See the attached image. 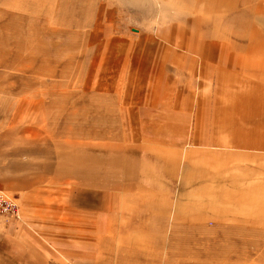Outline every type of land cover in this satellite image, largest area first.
<instances>
[{
  "label": "crops",
  "instance_id": "obj_1",
  "mask_svg": "<svg viewBox=\"0 0 264 264\" xmlns=\"http://www.w3.org/2000/svg\"><path fill=\"white\" fill-rule=\"evenodd\" d=\"M241 29L246 51L204 33L196 43L198 31L142 47L148 55L133 57L137 70L115 93L96 90V138L77 117L59 165L16 167L23 178L0 184L22 209L0 221V264H48L57 254L76 264H150L168 238L189 245L180 254L189 264H264V254L252 255L264 245V142L240 135L264 125L239 117L248 101L264 111V64L253 65L264 43L260 28ZM84 149L96 157L86 160Z\"/></svg>",
  "mask_w": 264,
  "mask_h": 264
},
{
  "label": "rangeland",
  "instance_id": "obj_2",
  "mask_svg": "<svg viewBox=\"0 0 264 264\" xmlns=\"http://www.w3.org/2000/svg\"><path fill=\"white\" fill-rule=\"evenodd\" d=\"M184 4L188 12L185 20L151 35L135 27H122L125 13L116 6L115 0H0V46L9 54L6 62L16 56L18 48H24L20 53L28 58L36 53L41 41L47 45L35 62L9 63L7 69L0 65V184L23 178L16 171L23 164L32 163L42 168L45 162H52L55 167L58 161L59 165L61 159L56 157L64 155L67 149L62 145L68 135L66 125L77 117L85 121L79 129L90 140L96 138V110L92 111L96 90L108 93L105 89L109 88L115 93L121 87L117 80L132 77V72L137 70L136 65L131 64L133 57L148 55L141 52L142 47L174 45L183 40L176 36L185 34L187 39L198 31L192 37L196 43L198 40L204 44V33L207 40L213 39L218 44L221 41L234 51H246L249 49L248 29L241 26L260 28L264 43V0H184ZM253 11L259 12L260 18L251 15ZM194 20L204 24L205 31L195 29ZM260 58L253 65L264 64L261 61L264 49ZM44 70L50 71V75H45ZM101 79L108 84L101 85ZM196 80L200 81L198 73ZM132 86L141 91L135 81ZM234 87L235 92L241 91L240 86ZM75 104H83L81 114L70 115ZM244 104L245 115L240 110V120L257 119V124L263 126L264 111L257 107V102ZM240 135L243 140L264 142V130L254 132L249 127ZM84 150L86 160L96 157V149ZM0 190L13 196L7 188L0 186ZM14 198L21 216V205L18 198ZM3 220L12 222L0 216V221ZM166 241L159 252L149 253L150 264L190 263L187 256L180 255L189 250L187 243L173 245L168 242L169 238ZM262 254L264 245L252 251L255 258ZM57 255L62 260L51 258L48 264H76L66 260V256Z\"/></svg>",
  "mask_w": 264,
  "mask_h": 264
},
{
  "label": "clouds",
  "instance_id": "obj_3",
  "mask_svg": "<svg viewBox=\"0 0 264 264\" xmlns=\"http://www.w3.org/2000/svg\"><path fill=\"white\" fill-rule=\"evenodd\" d=\"M125 13L122 27L157 35L188 16L184 0H115Z\"/></svg>",
  "mask_w": 264,
  "mask_h": 264
},
{
  "label": "bare ground",
  "instance_id": "obj_4",
  "mask_svg": "<svg viewBox=\"0 0 264 264\" xmlns=\"http://www.w3.org/2000/svg\"><path fill=\"white\" fill-rule=\"evenodd\" d=\"M46 46L47 45H45L44 42L41 41L40 42V46L35 49L36 53L32 54L31 56H28V58L23 57L21 55V53H20L21 51H23L24 48H18L19 51L17 52L16 56L14 58H12L11 61L8 60L7 62H6V60H7L8 56H9V54L7 52V49H4L3 46L1 48V46H0V65H2V67L4 69H7L9 67L7 64H9V63L13 64L14 62H16V63L19 64V63H22V62H28V63L35 62V61H37L39 59L38 56H40V55H38V54H40L42 51L45 52V50L47 49ZM20 47H22V44H21ZM44 56H45V54H44ZM44 56L42 57L43 60H45ZM56 62H58V61H56ZM43 72L45 73V75H50V71H45L44 70Z\"/></svg>",
  "mask_w": 264,
  "mask_h": 264
},
{
  "label": "built area",
  "instance_id": "obj_5",
  "mask_svg": "<svg viewBox=\"0 0 264 264\" xmlns=\"http://www.w3.org/2000/svg\"><path fill=\"white\" fill-rule=\"evenodd\" d=\"M0 216L6 220L20 218L19 206L16 199L5 191L0 190Z\"/></svg>",
  "mask_w": 264,
  "mask_h": 264
}]
</instances>
